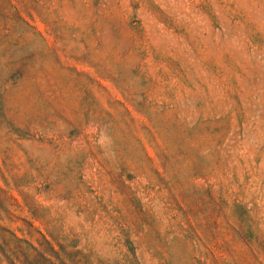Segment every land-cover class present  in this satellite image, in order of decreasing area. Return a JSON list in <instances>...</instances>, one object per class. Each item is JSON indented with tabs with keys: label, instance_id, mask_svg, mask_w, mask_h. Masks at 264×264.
Returning a JSON list of instances; mask_svg holds the SVG:
<instances>
[{
	"label": "rangeland",
	"instance_id": "obj_1",
	"mask_svg": "<svg viewBox=\"0 0 264 264\" xmlns=\"http://www.w3.org/2000/svg\"><path fill=\"white\" fill-rule=\"evenodd\" d=\"M0 264H264V0H0Z\"/></svg>",
	"mask_w": 264,
	"mask_h": 264
}]
</instances>
